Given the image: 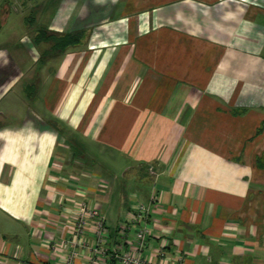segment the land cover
<instances>
[{
	"label": "crops",
	"instance_id": "obj_1",
	"mask_svg": "<svg viewBox=\"0 0 264 264\" xmlns=\"http://www.w3.org/2000/svg\"><path fill=\"white\" fill-rule=\"evenodd\" d=\"M3 30L0 264H67L81 200L70 264H117L138 202L146 258L264 264V0H0Z\"/></svg>",
	"mask_w": 264,
	"mask_h": 264
},
{
	"label": "built area",
	"instance_id": "obj_2",
	"mask_svg": "<svg viewBox=\"0 0 264 264\" xmlns=\"http://www.w3.org/2000/svg\"><path fill=\"white\" fill-rule=\"evenodd\" d=\"M148 216L149 206L147 204L138 202L134 205L129 220L121 223L119 227L124 236L127 234V241L129 243L132 242L131 247L120 252L118 249H113L111 256L116 260L117 264H183L181 255L176 256L170 262H155L141 255L142 250L147 245L149 233ZM90 219H93L96 223L95 234L97 243L99 245L103 244L106 230L104 215L96 207L92 206L88 200L79 201L75 205V217L71 224V241L66 243L71 247L67 264H70V261L78 255V246H89L88 241L82 235ZM158 252L161 253L162 250Z\"/></svg>",
	"mask_w": 264,
	"mask_h": 264
},
{
	"label": "rangeland",
	"instance_id": "obj_3",
	"mask_svg": "<svg viewBox=\"0 0 264 264\" xmlns=\"http://www.w3.org/2000/svg\"><path fill=\"white\" fill-rule=\"evenodd\" d=\"M3 33H4V30L0 33V38H2ZM114 172H115V171H114Z\"/></svg>",
	"mask_w": 264,
	"mask_h": 264
}]
</instances>
